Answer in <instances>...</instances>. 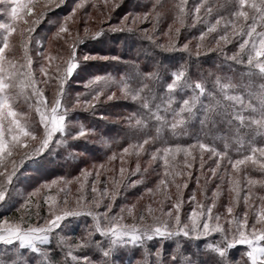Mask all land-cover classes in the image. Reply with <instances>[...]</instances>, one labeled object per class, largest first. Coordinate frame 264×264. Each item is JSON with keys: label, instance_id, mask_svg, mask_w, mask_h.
<instances>
[{"label": "trees", "instance_id": "1", "mask_svg": "<svg viewBox=\"0 0 264 264\" xmlns=\"http://www.w3.org/2000/svg\"><path fill=\"white\" fill-rule=\"evenodd\" d=\"M78 1L64 0L62 6L70 2L75 5ZM179 2L180 0H121L114 16L117 19L121 15H127L129 18L137 15L144 18L147 23L143 29L145 33L135 28L124 30L106 28L76 39L69 38L66 33L57 37L59 42L57 40L53 42V48L59 50L60 54L68 55L69 58L74 46L79 61L80 76L75 74L64 84L62 102L70 109L66 118L68 129L64 136L57 134L49 148L38 158H28L27 162L19 164L17 176H21L28 168L26 170L28 176L20 177L22 180L20 186L24 192L8 194V191L15 189L14 183L9 186L6 201L0 205V218L17 219L18 214L27 208V205L24 207L22 205H25L29 195L41 185L51 184L56 180L58 182L56 185L68 184L70 189L61 192L62 198L69 195L70 191L71 197L76 196L77 193L74 194L72 190L78 182H81L83 188L78 194L83 196L84 201L94 203L93 207L81 210L90 209L97 214H103L106 211L105 206L111 202V207L116 209L127 205L129 198L135 201L144 198L148 193H157L158 205L152 208L153 214L159 216L161 207L167 209L180 199L183 201L181 218L184 220L195 207L190 200L194 195L196 202L206 206L214 203L213 215H220V224L224 227L234 228L235 219L242 217L246 211L249 224L253 223V207L260 203V197H264V172L260 171L259 163L253 165L249 161L246 165L240 166L241 171L237 174L232 171L229 164V159L235 160L241 158L242 154H247L250 136L243 137L242 147L235 138L234 129L230 130L225 123H217L215 126L210 124L202 131L199 116L187 126L186 133L178 130L176 135H173L167 126H159L154 119H147L143 127H130L129 117L145 115V110L141 107L143 99L150 101L153 110L156 104H161L162 99L167 95V85L171 83L173 74L178 70L185 72L188 82L193 84L202 82L211 92L216 91L214 85L217 78L225 82L230 80L238 86L249 83L258 86L261 83L258 77L250 80L245 75L247 68L244 64L230 59L238 52L242 38L237 33L242 21L237 22L235 33L229 27L231 42L217 44L219 35L224 32L225 23L232 20L231 14L235 10L234 0H187L183 22L177 18ZM198 5H202L199 18L195 11ZM208 7L212 9L210 14L206 11ZM58 10L59 8L53 9L50 6L43 11L44 15L41 17L52 19L53 22L50 27L43 28L44 31L46 30L45 34L53 32V29H59L61 18H65L66 22V11ZM89 10H91L90 4L82 12L88 14ZM220 17L223 19L217 26V31L208 33L201 40V34L207 32V28L215 24L216 19ZM62 25L65 23L63 22ZM257 25V31L262 30L264 21L258 19ZM246 27L245 25V30ZM71 30L69 27V31ZM74 31L79 32L78 29ZM185 45L187 48L184 47ZM82 53L107 59L80 61L79 56ZM96 77H106L109 82L100 102L112 91H118L122 100L117 96L115 101L107 106L94 102L95 107L83 109V100L90 98L89 93L92 91L89 87L90 91L87 94L77 96L80 97V102L79 106H76L77 97H74L73 93L82 90V83L87 81L89 84ZM123 83H127L134 92L143 89L140 98L132 100L121 93ZM47 84L48 88L51 85L57 92V84L52 81ZM244 90L241 88V91ZM46 95H48L47 91L44 92V96ZM189 95L191 90L185 89L183 93L177 94V99L182 100ZM202 99L205 103L208 102L207 99L203 97ZM160 114L164 113L161 111ZM31 121L37 119L32 118ZM134 123L133 120L132 124ZM81 127L85 129L86 135L73 139L72 137ZM158 127H160L159 132ZM204 133H207L206 139ZM197 137L212 144L217 151L226 152L225 157L223 159L210 157L209 153L205 152L201 167L200 150L190 149L191 155L187 159L193 162L190 168H186L184 153H177L174 161L170 158V170L180 174L175 175L174 181L169 176L171 182L163 188L158 187L165 169L163 160L153 159L157 150L176 145L187 147L195 144ZM145 139H149V143L144 145L143 151L138 154L131 150L130 154L123 153L124 148L138 142L142 143ZM255 142L264 143V138L256 137ZM84 156H87V159ZM113 156L116 158L111 159ZM256 158L260 159L258 153ZM121 167L124 169L122 175ZM212 168L216 169L215 176L210 171ZM85 172L89 173L87 179L83 176ZM229 176L239 181V189H242L239 191V196L229 190L232 187L228 183ZM18 180L19 178L16 177V180L14 178V182L16 181L15 183L20 187ZM249 180L255 183L250 184ZM93 183L97 189L95 193L92 191ZM82 184L78 183V186ZM177 185H180L179 189ZM148 189L152 191L149 192ZM246 193H250L247 203L244 199ZM121 196L127 197L124 199ZM228 206L233 207L232 217L226 214ZM146 210L143 209L141 212ZM113 212L114 210L111 209L109 214ZM28 214H30V222L36 223L38 216L33 209L29 208ZM40 215L42 217L46 215L44 208L40 211ZM228 220H232L233 223L229 225ZM151 222V217H147L145 223ZM67 223L71 227L70 233L60 229L54 230L50 235V242L38 246L40 253L32 251L27 253L25 249H17L15 253H0V260L7 264H13V260L14 264H23L21 259L25 257V264H75L66 255L68 246H75L89 239L91 246L75 249L73 254L78 257L88 256L92 264H105L106 259L108 264H157L158 252L162 254L163 264H173L174 255L176 264H216L218 259V256L207 248V244H216L221 240V235L218 233H213L206 239L194 237L192 239L180 237L173 240L153 239L145 241L142 246L129 245L118 248L113 256L105 258L103 251L108 249L110 241L105 242L104 237L99 233H92L95 229V221L91 216L70 218ZM246 251V245H237L230 249L228 254L230 264H250L245 255Z\"/></svg>", "mask_w": 264, "mask_h": 264}, {"label": "snow or ice", "instance_id": "2", "mask_svg": "<svg viewBox=\"0 0 264 264\" xmlns=\"http://www.w3.org/2000/svg\"><path fill=\"white\" fill-rule=\"evenodd\" d=\"M4 2V0H0ZM53 3L54 0H49ZM12 6L8 15L12 23H0V29L4 30L2 43H0V205L6 201V192L9 186L14 182V178L18 175V162L15 159L16 154L23 152V158H38L49 148L53 142V138L60 134L64 136L68 129L66 118L70 113V109L63 104L64 84L74 76L79 67V61L76 58L75 48L65 61L62 68V75L59 74L61 67L57 66V75L53 76L45 68H41L44 76V83L50 80H58L60 83L57 86L55 97L49 102L44 96L43 90L37 86V81L34 75L28 69L31 66V60L24 57L23 63H17L14 59H10L8 52L12 51L14 44L10 38L13 33L18 32L17 22L21 21L27 27L19 28V35L22 42L26 43V35L30 34L39 17H33L32 0H11ZM235 10L232 12V20H229L224 25L223 34L219 35L217 44L231 42L229 27L236 32L237 22H241L240 29L237 34L241 36V42L238 45V52L234 53L230 59L237 63L244 64L247 68V75L250 80L253 77H258L261 83L258 86L249 83L248 85L238 86L230 80L222 81L217 78L215 82V92L208 91L202 82L190 83L185 77L183 70H178L173 74L171 83L167 85V95L162 99L161 104L153 106L148 99H143L141 103L142 109L145 110L144 116L129 117V124L132 128H140L146 125L147 119H154L161 127L167 126L172 131L173 135L178 134V130L186 133L187 126L198 116L204 127L208 125L215 126L217 123H225L229 129H234V134L237 142L243 147V137L250 136L248 143L247 154H242L241 158L231 160L229 164L234 173L241 171L240 166H244L247 162L253 165L259 163L260 171L264 172V143L256 144V137L264 138V27L257 31V20L264 21V0H234ZM187 0H180L177 5V18L183 22L182 17L185 14ZM82 6V5H78ZM202 5H198L195 9L199 18V13ZM206 11L210 14L212 9L208 7ZM75 9L73 10V14ZM40 15H44L41 13ZM223 17L216 19L215 24L207 28V32L202 33L200 39L203 40L208 33L216 32L217 26L221 24ZM251 21V23H249ZM245 25L246 30H245ZM179 29H177V32ZM68 28L62 25L59 28V33H67ZM99 35V33L97 34ZM187 48V45L184 46ZM199 47V45H198ZM92 56H85V60L93 59ZM47 59H55L47 57ZM103 59V58H102ZM92 88L89 93L90 98H85L83 103L86 107H95L94 102H100V98L105 94L109 82L106 77H96L87 85ZM241 88L245 89L241 91ZM185 89L191 90V95L177 99L178 93H183ZM133 91L127 83H123L122 92L126 97L132 100L140 98V92ZM115 93L107 96L108 100H112ZM207 99V103L204 99ZM247 97V99L245 98ZM23 98L24 103L28 105L30 111L34 110L38 116L39 126L42 128V134H38L36 127L29 121L27 113H21L16 110V106L20 99ZM80 102V97H77V103ZM173 105H176L174 107ZM161 111L164 113L161 115ZM170 117V118H169ZM135 121L132 124V121ZM160 131V127L157 128ZM86 135L83 127L74 135L73 139H79ZM205 139L207 133H204ZM32 142H38L36 147H32ZM149 143V139L143 140L142 143L129 145L124 148V154H130V150L136 152L144 150V145ZM227 149V144L225 145ZM190 149H199L201 153V167H203V154L209 153L211 156H216L223 159L226 155L217 151V149L209 143L204 142L197 137L196 143L182 147H164L158 149L153 159L163 160L164 173L159 181L158 187H165L169 181V176L175 180V175L170 170V158L175 160L177 153H184L185 167L192 166L191 160L187 157L191 155ZM259 158H256V154ZM113 156L111 159H115ZM194 159V158H193ZM102 167V166H101ZM175 167V165H173ZM219 167V163H217ZM139 170V168L137 169ZM213 176L216 175V169H210ZM124 169L121 167L120 173L123 174ZM89 173H83L85 179ZM98 175V174H97ZM58 182L53 180L51 185ZM228 183L232 186L230 191L236 192L239 196V181L229 176ZM250 184L255 181L249 180ZM187 186L186 184L184 185ZM48 188L50 185H43ZM83 188V184L81 185ZM180 185H177L179 189ZM92 191H97L95 183H93ZM149 192L152 189H148ZM37 192L29 195L28 200H31ZM250 193L245 194V202L247 203ZM260 203L253 207V223L249 224L248 212H244L242 217L235 219V227H224L220 224V215H213L214 203L204 205L195 201L193 195L190 200L195 204V207L187 214L186 218H181V208L183 201L178 199L174 204L165 209H159L160 215L153 214L151 205L147 207L146 212H141L137 216H133L135 205L121 209L120 214L111 213V204L106 205V211L103 214H97L90 209L81 210L80 201L83 196L78 197L77 210H60L57 208L55 196H47L44 203L48 205V214L39 216L35 224L23 222H9L7 219L0 218V244L6 246L17 245L20 249H30L33 253H40L38 244L44 245L50 242V235L55 229L61 227L62 222L66 218H78L81 216H91L95 221L94 228L101 236L108 237L110 240L109 247L103 251V256L109 258L114 255L118 248L125 246H142L145 241L153 239L173 240L176 238L196 239L207 238L213 233L221 235V240L216 244H207V248L218 256L216 264H230L228 261L229 250L237 245H246V256L250 264H264V197H260ZM27 205V201L25 205ZM128 216H133L134 222L131 224L125 223L124 213ZM228 217L233 216V207L226 208ZM151 217V223H145L146 218ZM30 219V218H29ZM227 223L231 225L232 220ZM91 246V240L82 242L75 246L69 245L66 255L71 258L75 264H92L88 256L78 257L73 254L75 249H81ZM157 264H163L162 254L157 253ZM173 264H176V256L172 257ZM0 264H4L0 260ZM108 264V260H105Z\"/></svg>", "mask_w": 264, "mask_h": 264}, {"label": "rangeland", "instance_id": "3", "mask_svg": "<svg viewBox=\"0 0 264 264\" xmlns=\"http://www.w3.org/2000/svg\"><path fill=\"white\" fill-rule=\"evenodd\" d=\"M120 1L121 0H79L77 3L71 4L70 3H65V6L63 5L64 0H54L53 3H50L49 0H32V6H33V17H29V19H33L35 17H39L38 22L36 23L33 31L30 34L26 35V43L22 42L21 37L19 35V28L20 27H27L24 25L21 21L17 22L18 25V32L13 33V36L10 38L11 42L14 44V48L12 51L8 52V56L10 59H14L17 63H23L24 62V57L27 56L31 60V66L28 69L32 73H34V78L37 81V86L43 90L44 92L47 91L46 97L48 98L49 102L52 101V99L56 95V91L51 87L48 88V84L44 83V76L42 75L41 68H45L49 73L53 76L57 75V66L61 67V71L59 74L62 75V68L65 64V61L68 59V55H64V53L60 54L59 50L53 48V42H56V40L59 42V39L57 38L60 34H65V33H59V29H53V32H50L49 34H45V31L43 30L44 27H50V25L53 24L52 19L44 18L41 17V12L45 11L47 8L51 6L53 9H58V11H66L67 14V20H66V27L68 28V32L66 35L71 38V39H76L80 37H84L87 35H92L96 33L97 30L101 29H109V30H124V29H129V28H135L139 29L140 32L145 33L143 30L144 27H146L147 23L144 18H140L139 16L135 15L134 17L129 18L127 15H121V17H118V19L114 16L115 10L120 6ZM69 2V1H68ZM90 4V12L87 14H84L82 11L87 7V5ZM82 5V6H78ZM12 6L11 0H4V2H0V23H12L10 16L8 13L10 12V8ZM62 7V8H61ZM75 9V12L73 14V10ZM54 11V10H53ZM45 19V20H44ZM111 19V20H110ZM110 20V21H108ZM49 21V22H47ZM63 22L65 23V18H61L60 25L59 27L62 26ZM47 24V25H46ZM58 27V28H59ZM72 29L71 31H69ZM143 27V28H142ZM47 29V28H46ZM78 29V33L75 32L74 30ZM4 30L0 29V43H2V36L4 35ZM22 47V48H21ZM21 48V49H20ZM57 55L59 57H57ZM85 56H91L87 55L86 53H82L79 56L80 61H86V62H92L95 60H101L104 61L107 58L101 57L98 58L96 56L93 59L85 60ZM47 57H53L55 59L49 60ZM103 58V59H102ZM78 69L76 70V72ZM75 72L76 76H80V71L77 73ZM74 74V75H75ZM70 79V78H69ZM68 79V80H69ZM93 78H90V80ZM67 80V81H68ZM54 82L55 84H59L60 81L58 80H50ZM66 83V82H65ZM87 81L81 84V89L79 91H76L73 93L74 97L83 95L84 93L87 94L90 89L87 86ZM47 88V89H46ZM52 88V89H50ZM120 91V90H119ZM122 93V91H120ZM112 93H115V97L112 100H108L107 96L111 95ZM119 97L121 99L120 93L118 91H112L109 94H106L104 98H102V101L100 103L104 105H109V103H112L115 101L116 97ZM122 100V99H121ZM76 106H79L77 103ZM83 109H90L92 107H86L85 104L82 105ZM16 110L21 113H27L28 114V119L29 121L36 127L37 132L42 134V128L39 126L38 123V116L36 115L35 111L32 110L30 111L28 108V105L24 103L23 98L20 99L16 106ZM32 118L37 119V121H31ZM110 121H113L110 119ZM38 145V142H32V147H36ZM23 152L16 154L15 159L18 162V166L20 163L24 164L27 162L28 158H23ZM84 158L87 159V156H84ZM21 164V165H22ZM20 165V167H22ZM28 168L24 170V172L21 174V176H17L19 178V186L20 184L22 185V180L20 177H24L25 175L28 176V172H26ZM23 179V178H22ZM16 180V178H15ZM16 182V181H15ZM14 183L15 189L11 192L8 191L9 193H19V192H24V189L22 190V186L18 187L17 184ZM82 184L81 182H78ZM78 183L72 190V192L77 193L76 196L71 197V191L69 195L67 194L64 196L65 198H62L61 192L63 193L64 191H69L68 184H62V185H50V187L45 188L43 185L39 187L36 191L37 194L31 198V200H27V208L23 211H21L18 214L17 219H7L9 222H23V223H31L29 218L30 214H28L29 208L33 209V212L35 214L40 215V211L44 208L46 211V215L48 214V205L44 203L45 197L51 195L56 197L57 201V208L60 210H77V202H78V197H80V193L82 187L78 186ZM46 185V184H44ZM17 186V187H16ZM28 193V192H27ZM127 196H121V198L126 199ZM69 198V199H68ZM81 205L83 208H90L94 206V203L91 201H80ZM127 205H124L121 208H116L114 209L111 207V209L114 210L112 214H120L121 209H127L133 205H135V208L133 209V216L139 215V212L143 209H147L149 205H151L152 208H155L158 205V194L157 193H148L144 198L140 200H131L130 198L126 202ZM112 204V202H111ZM96 207V204H95ZM96 209V208H95ZM104 213V212H103ZM45 215V216H46ZM125 215V223L131 224L134 222L133 216H128L127 212L124 213ZM38 216V215H37ZM66 218L63 222L60 228V230H65L67 233H70V226L68 225L67 221L70 219ZM31 219V218H30ZM37 221V220H36ZM32 224H35L32 223ZM57 230V229H55ZM92 233H99L96 232L95 229L93 230ZM100 234V233H99ZM101 236V235H100ZM103 237V236H102ZM69 240V239H68ZM103 241H110L108 237H104ZM45 245V244H44ZM38 246H41L38 244ZM12 247V248H11ZM6 246L0 244V253H15L17 252V249H20L17 245L13 246ZM247 249V246H246ZM9 250V251H8ZM248 250V249H247ZM24 251L31 252L30 249H25ZM247 252V251H246ZM15 255V254H12ZM246 255V253H245ZM247 257V256H246ZM14 257H12L13 260ZM22 263L25 264V257L24 259H21ZM14 264V260L12 262ZM250 263V262H249ZM7 264V263H4Z\"/></svg>", "mask_w": 264, "mask_h": 264}]
</instances>
